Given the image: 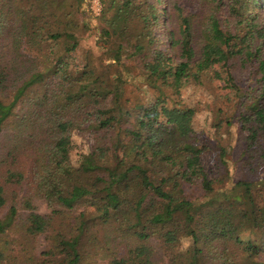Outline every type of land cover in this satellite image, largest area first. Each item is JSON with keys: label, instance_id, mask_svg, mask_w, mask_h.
I'll list each match as a JSON object with an SVG mask.
<instances>
[{"label": "trees", "instance_id": "trees-1", "mask_svg": "<svg viewBox=\"0 0 264 264\" xmlns=\"http://www.w3.org/2000/svg\"><path fill=\"white\" fill-rule=\"evenodd\" d=\"M2 1L0 263L264 264V0H101L96 33L83 0Z\"/></svg>", "mask_w": 264, "mask_h": 264}, {"label": "rangeland", "instance_id": "rangeland-1", "mask_svg": "<svg viewBox=\"0 0 264 264\" xmlns=\"http://www.w3.org/2000/svg\"><path fill=\"white\" fill-rule=\"evenodd\" d=\"M173 1V0H172ZM178 2V5L183 7L184 9L191 11L193 13L198 12L201 16L204 15V7L202 4V0H174ZM4 3L2 4H7V0L2 1ZM166 2H170V0H166ZM99 6L101 7V12L98 11ZM103 10H104V6L101 2V0H83L81 3V18L85 21L86 27L88 29H91L93 31L98 32L100 30V25L102 24V19L101 16L103 14ZM222 11H226V10H222ZM262 13H264V9L262 11ZM224 14V13H223ZM168 14L165 13V21L166 23L168 22V18L166 17ZM168 26H170V22L168 23ZM96 38L93 37L92 32H90V37L88 38V42L90 44H92L94 42ZM167 50L171 51L170 46H167ZM234 75L241 80L242 84H248L250 82V69H242V68H237L234 71ZM177 91L180 90L182 93V98L185 100H188L189 102L191 101H195L198 102V106H200V112L196 118V127L197 129L202 132L203 136H207L210 135V131L211 130V126L215 121V116L212 113V107H208V100H206V98L204 97H200L198 96V91L194 92V90L189 89L188 87H184V86H179L178 88H176ZM200 93V92H199ZM220 94V93H219ZM237 134H241L240 133V129L237 128L236 131ZM224 138L226 139L225 143L228 144V137L226 134ZM7 138V133H6V137L5 136H0V142H7L6 141ZM241 138V135H240ZM239 136L236 140V142L234 144H230L229 150L227 153H229V155H233V150H234V154H237L240 151V145L241 146H245V148H247L249 151H251L255 145H257V139L255 137H252L250 135H247L245 140L243 138H241V140L239 141ZM210 143L214 144V140L211 139ZM81 145V143H79ZM235 157H237L236 155H234ZM233 157V156H232ZM206 162L208 164V166L212 167L213 164L215 163L213 155H207L206 157ZM233 165H231L232 167ZM234 168V166H233ZM236 170L234 169V177L235 179L240 178L242 176V171L240 168L236 167ZM216 166L213 167V171H215ZM260 179L264 180V170L261 172L260 174ZM11 206V202H8V205L6 206L5 210L3 212H0V217H3L7 211L9 210ZM36 206L38 207V212L41 214H49L50 213V209L47 207L46 203L42 200H38L36 202ZM22 211V210H21ZM20 211V212H21ZM19 230L17 229L16 231H13L9 234L8 236V240H7V235L4 237H0V250L1 247L3 246V242L2 241H9V240H19L20 239V234H19ZM48 246V242L46 240V236H41L36 243V251L37 253H41L46 247ZM103 255L102 252L98 253V259H96L95 261L97 262L96 264H107L108 260H103L101 259V256ZM0 264H5V263H0Z\"/></svg>", "mask_w": 264, "mask_h": 264}, {"label": "built area", "instance_id": "built-area-1", "mask_svg": "<svg viewBox=\"0 0 264 264\" xmlns=\"http://www.w3.org/2000/svg\"><path fill=\"white\" fill-rule=\"evenodd\" d=\"M98 11H100L101 12V7L99 6V9H98Z\"/></svg>", "mask_w": 264, "mask_h": 264}]
</instances>
